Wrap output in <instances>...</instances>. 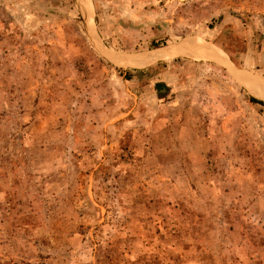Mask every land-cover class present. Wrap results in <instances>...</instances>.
<instances>
[{"label":"rangeland","instance_id":"rangeland-1","mask_svg":"<svg viewBox=\"0 0 264 264\" xmlns=\"http://www.w3.org/2000/svg\"><path fill=\"white\" fill-rule=\"evenodd\" d=\"M85 1L0 0V264H264V0Z\"/></svg>","mask_w":264,"mask_h":264},{"label":"bare ground","instance_id":"bare-ground-1","mask_svg":"<svg viewBox=\"0 0 264 264\" xmlns=\"http://www.w3.org/2000/svg\"><path fill=\"white\" fill-rule=\"evenodd\" d=\"M81 2L82 7H84V12L85 10V4L86 1L85 0H79V3ZM87 10H88V5H87ZM90 16V10L88 11L87 14V19ZM193 45L196 46L195 51H188V52H183V51H175V52H164V51H158L156 52L154 55H151L149 57H147V59H144L141 62H137L136 64H127L128 66L131 67H140V66H144L147 65L149 62L151 61H155V60H159V59H167L169 57H171L172 55H185V56H190L193 58H198V59H203V58H213L214 60H222V58L225 60V56L221 55L218 51L214 50L213 48H210L207 45H203L202 43L195 41L194 43H192ZM232 75L238 79L241 82H246V76L244 74L241 73H237V72H233ZM255 97H257L258 99L264 100L263 96H260L256 93H252Z\"/></svg>","mask_w":264,"mask_h":264},{"label":"trees","instance_id":"trees-1","mask_svg":"<svg viewBox=\"0 0 264 264\" xmlns=\"http://www.w3.org/2000/svg\"><path fill=\"white\" fill-rule=\"evenodd\" d=\"M151 47H155V45L152 44ZM125 75H126V76H129L130 74H129V73H125ZM250 102H251V103H258V104H260L259 102L255 101V100L252 99V98H250Z\"/></svg>","mask_w":264,"mask_h":264}]
</instances>
